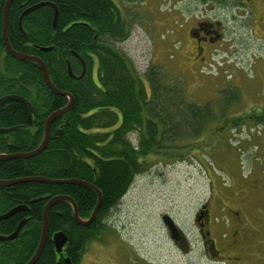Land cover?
<instances>
[{
  "label": "trees",
  "instance_id": "1",
  "mask_svg": "<svg viewBox=\"0 0 264 264\" xmlns=\"http://www.w3.org/2000/svg\"><path fill=\"white\" fill-rule=\"evenodd\" d=\"M4 2L0 0V97L21 96L35 110L33 116L24 104L13 100L0 105V128L18 126L0 133V154L7 155L36 148L46 118L63 108L68 98L53 94L44 85L37 64L18 61L6 53L1 39ZM42 2L57 9L54 27L53 9L48 5L29 12L19 24L24 10ZM127 35V22L114 0H13L9 7L7 37L11 47L40 58L52 84L69 93L74 104L53 120L49 142L40 154L0 161V180L78 179L94 185L102 197L88 226L76 224L67 201L55 202L48 214L47 240L34 264L58 260L66 264L64 258L78 264L86 245L107 228L105 219L133 178L145 170V159L199 137L216 118L212 105L201 107L191 101L183 82L170 72L150 64L138 73L115 47V42ZM40 47L50 49L42 52ZM168 56L172 58V54ZM67 64L77 78L69 76ZM225 94L220 90L218 95ZM225 98L224 106L229 107L234 100H228L230 95ZM131 133L137 134L135 145L128 138ZM60 195L75 202L81 219L89 217L96 203V194L80 185L22 182L0 187V214L26 206V210L0 220L3 236L12 234L24 220L15 239L0 242V264L28 261L38 244L43 208L50 198ZM59 231L67 237L62 256L55 252L51 239Z\"/></svg>",
  "mask_w": 264,
  "mask_h": 264
},
{
  "label": "rangeland",
  "instance_id": "2",
  "mask_svg": "<svg viewBox=\"0 0 264 264\" xmlns=\"http://www.w3.org/2000/svg\"><path fill=\"white\" fill-rule=\"evenodd\" d=\"M114 2L128 25L127 37L115 47L136 71L155 64L170 72L191 101L211 104L216 118L199 137L145 159V170L133 178L105 219L107 228L86 245L78 264H229V256L243 254L250 264H264V31L254 28L252 37L246 24L232 20L228 0L222 8L209 1L207 8H218L226 27L227 52L205 74L192 63L187 35L203 4ZM222 87L228 89L225 96L218 95ZM229 95L234 102L225 107ZM128 138L137 143L136 133ZM202 205L210 207L214 257L206 254L198 232ZM163 214L181 230L185 246L171 242Z\"/></svg>",
  "mask_w": 264,
  "mask_h": 264
},
{
  "label": "water",
  "instance_id": "3",
  "mask_svg": "<svg viewBox=\"0 0 264 264\" xmlns=\"http://www.w3.org/2000/svg\"><path fill=\"white\" fill-rule=\"evenodd\" d=\"M13 0H5L4 5H3V10H2V30H1V39H2V43L4 45L5 51L8 55H10L12 58L18 60V61H31L35 64H37V66L40 68L41 70V75H42V80L44 85L55 95L58 96H66L68 98V102L67 104L63 107L60 108L54 112H52L45 120L44 122V133H43V137L40 141V143L38 144V146L36 148H34L31 151L28 152H18L15 154H0V161L1 160H8V159H27V158H31L34 157L38 154H40L47 146L49 139H50V125L53 122V120L58 117L59 115H62L66 112H68L69 110L72 109L73 107V97L67 93V92H63L58 90L51 82L49 75H48V70L46 68V66L44 65V63L42 62V60L40 58H38L37 56L34 55H28L19 51L14 50L9 41H8V37H7V29H8V11H9V7L11 5ZM48 5L53 9V19H52V27L55 26V22H56V18H57V9L56 7L48 2H42L36 5H33L29 8H27L26 10H24L21 15L19 16V24L21 23L22 18L28 14L29 12L42 7ZM49 47H40L39 50L42 52H47L49 51ZM67 71L70 77L72 78H77L74 75H72L71 70L69 65L67 64ZM84 73V67L82 70V74L79 77H82ZM78 77V78H79ZM9 100H13V101H18L21 102L22 104H24L28 110L30 111V113L35 116V110L32 107V105L23 97L18 96V95H6V96H2L0 97V105L2 103H4L5 101H9ZM18 129V126L15 127H11V128H0V133L2 134H7L11 131H14ZM61 132H57L55 133V135L60 134ZM22 182H36V183H42V184H68V185H80L86 188L91 189L95 194H96V203L89 215V217L87 219H81L78 216V211H77V207L75 202L68 196L65 195H60V196H54L52 198H50L47 203L45 204L44 208H43V212H42V222H41V230H40V235H39V240H38V244L35 248V251L33 252V254L31 255V257L28 259L27 262H25L24 264H34L36 262V260L39 258L41 251L45 245V242L47 240L48 237V214H49V210L51 208V206L57 202V201H67L71 208H72V217L74 219V221L76 222V224H78L79 226H88L89 224H91L96 215L97 212L101 206L102 203V197H101V193L100 191L92 184L87 183L83 180H78V179H64V180H55V179H49V178H44V177H24V178H19V179H15V180H0V187H7L16 183H22ZM36 201V200H34ZM26 210V206L25 205H19V206H15L13 208H11L10 210H8L7 212L0 214V220L6 219L9 216H12L13 214ZM161 220L163 225L167 228L170 239L174 242L178 241L180 239V235H181V230L178 228V226L175 224V222L173 221V219L168 216L167 214H164L161 216ZM24 223V220H22L18 226L16 227L15 231L7 236H3L0 235V242H5V241H10L13 240L17 237L22 225ZM52 241L54 244V249L55 252L57 254H60L64 245L67 242V237L65 236V234L61 231L56 232L52 235ZM64 262L66 264H71L67 258H64ZM55 264H60V260H58Z\"/></svg>",
  "mask_w": 264,
  "mask_h": 264
},
{
  "label": "flooded vegetation",
  "instance_id": "4",
  "mask_svg": "<svg viewBox=\"0 0 264 264\" xmlns=\"http://www.w3.org/2000/svg\"><path fill=\"white\" fill-rule=\"evenodd\" d=\"M209 1L216 3L218 8L222 5V0H191V2L199 5L203 4V6L197 11L200 12L198 17H191L190 26L187 31L190 46L189 53L192 55V63L193 65L197 64L196 66L202 67L203 69L201 68L200 71L205 74L208 72L205 71V68L211 66L212 62H216V58L222 57V54L227 52L224 45V41L227 40L226 27L217 18L215 11H218V8H207ZM227 4L230 8L232 20H236V23L241 26H244L242 24H246L245 27L252 37L254 35V28L264 31V0H228ZM223 6L225 5L223 4ZM263 31L261 32L263 33ZM261 39L264 42L263 35H261ZM231 77L232 75H229L225 79H231ZM222 88L225 92L228 90L225 87ZM197 218L198 232L202 239L204 250L207 255L214 257L217 249L215 248L214 240L211 238V224L213 220L211 219L210 207L208 205H202V208L198 211ZM164 229L169 236L165 226ZM183 239V234L181 233L178 241L174 242L170 240L175 246H178L179 244L185 243ZM58 255L62 256V251ZM228 259L229 264H250V258L247 254H243V256L231 255Z\"/></svg>",
  "mask_w": 264,
  "mask_h": 264
}]
</instances>
